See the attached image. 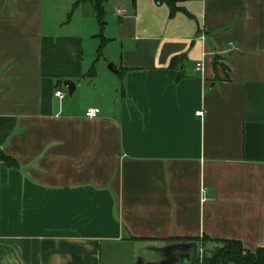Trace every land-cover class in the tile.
I'll use <instances>...</instances> for the list:
<instances>
[{
    "label": "crops",
    "instance_id": "0c3cea01",
    "mask_svg": "<svg viewBox=\"0 0 264 264\" xmlns=\"http://www.w3.org/2000/svg\"><path fill=\"white\" fill-rule=\"evenodd\" d=\"M172 1L189 17L106 0L118 75L93 81L89 4L65 22L56 0H0V152L17 164L0 161V264H186L202 238L264 247V0Z\"/></svg>",
    "mask_w": 264,
    "mask_h": 264
},
{
    "label": "trees",
    "instance_id": "16d2710c",
    "mask_svg": "<svg viewBox=\"0 0 264 264\" xmlns=\"http://www.w3.org/2000/svg\"><path fill=\"white\" fill-rule=\"evenodd\" d=\"M156 4H164L168 8V15L171 17L175 12H181L187 17L189 15L182 9L175 7V2L172 0H153ZM106 0H78L74 2V6L79 4H89L91 6L92 12L94 14L95 21L97 23L99 33L96 37L99 39V45L97 47L98 51L103 47L106 43V39L102 36V30L105 26L104 20V4ZM179 58H172L170 60L169 66H173L174 63ZM217 67H219L222 71L225 70L222 65L218 64L216 60L212 63L213 71H216ZM93 75L92 68L87 73V77H91ZM0 161L9 168H14L17 166L16 162L10 157L2 154L0 152ZM190 241V240H189ZM204 242H212L214 244V249L212 252L203 257L201 264H264V247H258L253 251H248L242 248L239 242L233 240H221V241H211L206 238H202L201 243ZM191 246H196L195 243L191 244ZM187 264H198V260L196 255L191 258V260Z\"/></svg>",
    "mask_w": 264,
    "mask_h": 264
},
{
    "label": "rangeland",
    "instance_id": "374dc122",
    "mask_svg": "<svg viewBox=\"0 0 264 264\" xmlns=\"http://www.w3.org/2000/svg\"><path fill=\"white\" fill-rule=\"evenodd\" d=\"M56 2L58 5V10L61 13V20L62 21L66 22L67 20H69V21L72 20L76 13H83V15L85 14V12H83V10H80V8H75V6L73 5V2H71V0H56ZM104 20L106 22L105 27L108 28L109 23L107 21L106 15L104 16ZM93 22L94 23L92 25H93V29H94V33H93L94 37L87 38L84 40V42H83V49H84L83 56H84L85 66H87L88 71H90V69L92 68L93 73L95 74L93 81H96L97 79L99 80L100 76H99L98 72L100 71V69L101 70L106 69V65L108 63H110V61L108 63H104L103 53L105 51H103L102 48L97 53V47L99 45V39L96 37V35L99 33V29H98L97 23L95 22L94 19H93ZM108 29H110V27ZM103 31H102V36H103ZM93 83L94 82H91V84H89V82L86 81V82H84L83 87L84 88L88 87V89H91V87H93L95 84V83L94 84ZM87 84H89V85L87 86ZM64 93H65V98L67 99L68 96H67V92L65 90H64ZM200 246H202V250H200V254H201L200 263H202L203 257L208 256L214 248L206 249L207 247H211V245H206V242H204L202 244L201 241H200ZM124 255H125V256H123L124 258L128 257L126 252H124Z\"/></svg>",
    "mask_w": 264,
    "mask_h": 264
},
{
    "label": "water",
    "instance_id": "95a60500",
    "mask_svg": "<svg viewBox=\"0 0 264 264\" xmlns=\"http://www.w3.org/2000/svg\"><path fill=\"white\" fill-rule=\"evenodd\" d=\"M106 69L114 76L116 77L118 75V71L116 70V67L112 63H108L106 66ZM62 86L66 89L67 94L71 95L72 91L74 90V84L71 81H63ZM192 258L196 254V246H192ZM185 258H188V255L185 256ZM191 260V258L189 259ZM187 264V263H186Z\"/></svg>",
    "mask_w": 264,
    "mask_h": 264
},
{
    "label": "built area",
    "instance_id": "2783aa9c",
    "mask_svg": "<svg viewBox=\"0 0 264 264\" xmlns=\"http://www.w3.org/2000/svg\"><path fill=\"white\" fill-rule=\"evenodd\" d=\"M116 12H117V14L119 13L118 11H116ZM197 67H198V65H196V68H197ZM53 95H54V97H56L58 100L62 99V97H63V94H62L60 91H54ZM97 113H98V110H97V109H87V110L85 111L84 116H85L86 118H94V117L97 115ZM195 115H196V116H202V111H197V112L195 113ZM200 257H201V254H200V251H198V253H196V258H197L199 264H201V263H200Z\"/></svg>",
    "mask_w": 264,
    "mask_h": 264
}]
</instances>
